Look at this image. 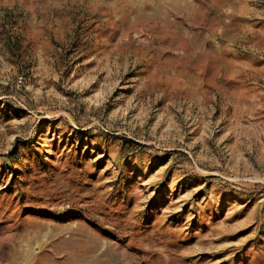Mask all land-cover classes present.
Wrapping results in <instances>:
<instances>
[{
	"label": "rangeland",
	"instance_id": "rangeland-1",
	"mask_svg": "<svg viewBox=\"0 0 264 264\" xmlns=\"http://www.w3.org/2000/svg\"><path fill=\"white\" fill-rule=\"evenodd\" d=\"M0 264H264V0H0Z\"/></svg>",
	"mask_w": 264,
	"mask_h": 264
}]
</instances>
